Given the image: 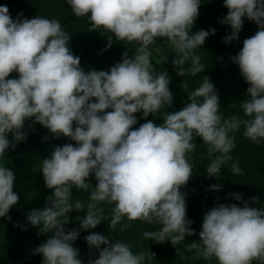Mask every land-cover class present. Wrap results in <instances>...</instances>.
Listing matches in <instances>:
<instances>
[{
    "label": "clouds",
    "instance_id": "1",
    "mask_svg": "<svg viewBox=\"0 0 264 264\" xmlns=\"http://www.w3.org/2000/svg\"><path fill=\"white\" fill-rule=\"evenodd\" d=\"M202 1L67 0L75 17H88L89 32L111 34L107 48L113 35L118 42L139 44L134 58L125 53L110 70L87 72L58 20L28 19L22 12L13 20L8 7L0 6V157L17 144L25 145L29 150L25 154L31 153L35 146L30 150L27 145L34 138L53 150L41 168L53 194L42 210L27 214V222L40 229L38 235L52 234L34 249L43 257L42 264H83L73 246L80 233L65 228L69 214L85 208L80 200L72 202L73 188L89 193L87 215L80 220L82 231L101 224L102 205L108 204L114 205L109 229L115 230L125 217L158 224L159 230L143 233L145 239L175 246L196 235L191 221L195 219L187 218L186 193L181 191L196 168L187 154L202 149L210 157L219 153L207 167V175L215 177L221 165L232 160L236 137L230 133L243 126L246 138L255 143L264 140V0H224L228 14L220 20L224 24L220 35L214 28L192 32L193 25H199ZM246 21L256 23L259 30L243 41L235 55ZM215 36L227 49L226 44L235 43L226 62L213 59L209 48L206 56L195 54ZM166 40L169 51L164 49ZM167 62L172 63L168 72L161 68ZM223 66L236 69L234 75L249 85L240 101L243 116L225 118L221 112V91L211 80ZM12 73L18 78L10 79ZM178 93L185 107L172 111ZM159 111L162 124L147 120ZM141 112L147 122L133 130ZM30 119L42 132H24ZM54 136L75 141V146H58ZM231 170L242 174L238 161ZM92 175L95 187L87 182ZM15 179L13 171L0 164V218L10 219L8 213L19 201L13 191ZM205 179L209 184L195 183L203 185L196 193L210 207L198 217L200 242H191L189 249L205 260L215 257L218 264H264V208L252 206L259 198L244 201L241 194ZM128 227L124 224L121 231ZM85 240L90 249L99 250V258L88 264H146L155 257L149 251L134 254L130 244L110 242L108 236L95 232Z\"/></svg>",
    "mask_w": 264,
    "mask_h": 264
},
{
    "label": "trees",
    "instance_id": "2",
    "mask_svg": "<svg viewBox=\"0 0 264 264\" xmlns=\"http://www.w3.org/2000/svg\"><path fill=\"white\" fill-rule=\"evenodd\" d=\"M0 6L8 7L13 20L21 12L28 19L43 16L48 19L58 20L63 29L71 36L69 47L74 55L81 58V67L86 72L89 70L108 71L116 63L122 62L125 53H127L129 58H134L135 49L139 47L138 42H118L113 35L112 46L107 48L108 36L111 34L103 33V30L89 32L88 17H75L67 0H0ZM200 7L203 10L197 19L199 25L194 24L192 32L195 33L201 29L210 31L214 28L216 29L215 34H223L224 24H221L220 20L228 14V9L224 7V0H203ZM258 30L256 23L246 21V26L241 34L242 41L238 43L239 48L235 51V55L242 49L240 47L243 46V41L253 36ZM217 36L210 38L208 41L206 40V44L196 49L195 54L206 56L207 48H209V52L210 50L212 51L213 59L226 62L229 50L231 55L233 54L235 43L226 44L229 48L227 49L219 42ZM164 43H162L165 45L164 49L169 51L168 45L170 44L167 40ZM149 50L154 52L155 47L153 48V45H151ZM166 64L168 65L161 68L168 72L170 70L169 64L172 65V63L167 62ZM234 72H236V69L223 66L216 73H212L213 80H211L215 89L223 91L226 99L230 101V104H233L232 114L242 111L240 101L246 98L247 88L249 87L238 75L236 77ZM9 78H18V74L12 73ZM226 78H230V81H227ZM136 117L138 123L133 126V130L147 122L142 112L137 113ZM163 119L164 116L160 111L147 117V120H151L157 125L162 124ZM30 129H37L42 132V128L35 123L34 119L25 122L24 132L30 131ZM243 132L244 128L241 126L237 132L230 133V135H235L236 137V147L230 153L232 160L221 165L220 173L215 177L207 175V167L215 156L220 155L219 153H215L210 157L208 150L202 149L187 154L190 162L194 160L193 164L196 168H193V174L189 182L181 191L186 193L187 218L189 219L192 215L195 219L191 221L192 229L196 235L186 237L184 241L175 246L170 241L159 242L153 239H145L143 233L145 231L159 230L161 226L158 224L149 225L140 220L129 221L125 217L115 230L109 229L114 205L108 204L102 205L105 208V219L101 224L96 229L82 231L80 220L87 215L86 205L89 202V193L85 190L73 188L72 202L75 203L76 200H80L85 204V208L83 211L73 210L69 214L70 223L65 225V228L66 231L77 230L80 233L73 246L79 249V258L83 261V264H88L89 260L99 258V250L90 249L85 240V237L93 232L108 236L110 242L121 240L130 244L134 254L142 251L154 253L155 257L151 261H146V264H218L215 257L205 260L202 256L197 255V250H190L188 247L193 241L200 242L199 233L202 230V220L198 217H202V212L210 207V204L198 200L196 190L203 185L199 186L195 183H206L205 178H209L214 182V185H222V189L228 192L241 194L244 201L250 200L253 196L258 197L260 202L252 206L264 208V140H261L260 143H255L246 138ZM8 138L10 141L13 140L12 133H9ZM54 140L56 141L55 143H59L57 144L58 146L68 143L75 146L76 143L63 136L59 139L54 136ZM27 146L30 150L32 146L35 147L31 150V153L25 154L24 152L29 150L25 148V145L18 147L17 144L14 149H7L5 155L0 157V164L13 171L16 177L13 191L19 196L17 205H14L8 213L12 214L10 219L6 217L0 218V264H42L43 257L35 255L34 249L46 242L52 235H38L40 229L33 227L27 222V214L33 209L39 208L42 210L47 204V198L53 194V190L46 187L41 171L42 161L49 158L53 150L48 148L49 146H45L37 138H34L32 144L30 143ZM205 146L207 147V145ZM195 161H197V165ZM237 161L242 169V174L240 175L233 173L231 170V165ZM87 182L95 187L96 180L94 175ZM233 200L240 202L234 198ZM239 207H243L242 202ZM124 224H128L129 227L121 231ZM252 264H262V262L253 261Z\"/></svg>",
    "mask_w": 264,
    "mask_h": 264
},
{
    "label": "rangeland",
    "instance_id": "3",
    "mask_svg": "<svg viewBox=\"0 0 264 264\" xmlns=\"http://www.w3.org/2000/svg\"><path fill=\"white\" fill-rule=\"evenodd\" d=\"M242 47L243 46H241L240 48H242ZM238 77L242 78V76H238ZM170 91H171V93L173 95L174 92L172 90H170ZM218 95H219L220 102L223 104V106L220 108L221 112H223V114L225 115V118H228V117H230L232 115L230 101L226 99V95H225V93L223 91L219 92ZM180 105L185 107V104L182 101L181 94L178 93V96H177L176 100L174 101V103L172 105V111H174L176 109V107H179ZM235 114L243 116V112L242 111L237 112ZM30 132H31V129H30V131H26V133H30Z\"/></svg>",
    "mask_w": 264,
    "mask_h": 264
}]
</instances>
